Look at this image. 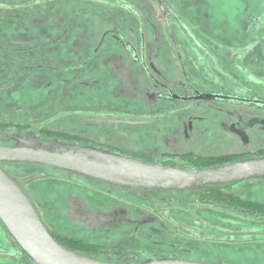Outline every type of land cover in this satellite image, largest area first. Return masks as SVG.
<instances>
[{
  "label": "rangeland",
  "instance_id": "374dc122",
  "mask_svg": "<svg viewBox=\"0 0 264 264\" xmlns=\"http://www.w3.org/2000/svg\"><path fill=\"white\" fill-rule=\"evenodd\" d=\"M109 1L105 5H95L93 13L81 14H74L73 8L69 12L67 3L62 15L55 16L63 22L79 21L83 17L88 29L84 26L73 36L83 41L98 36L102 28L115 27V35H120L126 43L111 39L95 46L96 51L110 55L104 56V60H95L83 69L61 71L52 68L57 61L49 56L42 57L41 51H20L16 47L15 54L0 51V121L29 125L30 129L22 134L25 137L90 146L101 151H110L105 145L118 147L129 157L157 164L169 159L160 155L163 152L191 151L207 155L264 147L261 131H249L248 142L239 140L240 136L231 132V122L242 129L248 127L246 117L251 113L242 106L235 114L225 109L227 105L210 103L206 99L183 101L156 97L166 94L167 90L156 87L140 64L131 61L126 48L128 44L139 56L138 46L143 37L148 67L155 77L178 94L215 89L221 95H235L241 100H251L255 96L264 101V0ZM23 10L18 15L23 16V21L18 22L15 16L13 20L11 17L0 19V39H9L14 46L22 43L18 33L29 32L28 41L33 43L39 40L38 35L53 30L54 24H38L43 22L41 12ZM52 17L47 15L46 20ZM61 29L58 28V32ZM46 36L41 40L49 41ZM65 41L69 42L68 39L61 42ZM9 42L4 44L12 48ZM93 47L64 44L51 53L58 60L61 52L67 53L64 58L69 53H82L85 58L93 52ZM66 60L60 64H65ZM38 64L44 67L27 69ZM217 67L227 74L217 71ZM219 77L227 87L215 86ZM181 80L190 86L183 87ZM235 82L253 92L240 89ZM238 116L243 118L239 120ZM38 131L79 135L100 145L57 139ZM0 144L6 145L4 141ZM42 146L52 148L48 144ZM145 152L149 155H143ZM261 156L264 154H252L245 159ZM173 160L179 162L177 158ZM172 165L194 168L178 163ZM2 166L35 204L50 228L68 238L107 244L110 242L107 235L138 225V221L128 218L147 212L144 205L136 203L137 195L133 192L114 189L83 175L39 164L7 163ZM224 190L264 203V179L226 184ZM198 208L194 207L196 215L191 219L201 216L204 220H189L185 228L190 234L201 237L203 244L209 243L210 238L237 240L238 243L230 245L233 254L227 258L186 251L183 256L186 260L210 264H264L258 254L264 249V220L238 216L224 207ZM208 217L210 220L205 219ZM239 230L251 232L245 235ZM216 243L209 244H225ZM95 256L102 257L98 253ZM0 264H36L15 242L13 245L6 242L1 224Z\"/></svg>",
  "mask_w": 264,
  "mask_h": 264
},
{
  "label": "water",
  "instance_id": "95a60500",
  "mask_svg": "<svg viewBox=\"0 0 264 264\" xmlns=\"http://www.w3.org/2000/svg\"><path fill=\"white\" fill-rule=\"evenodd\" d=\"M0 135L14 141L11 145H0V163L45 165L125 188L187 191L264 177V156L212 167L185 168L146 162L79 144ZM42 144L52 148L46 149ZM0 221L22 252L36 264H119L97 260L60 244L45 227L28 195L1 166ZM137 264L210 263L162 258Z\"/></svg>",
  "mask_w": 264,
  "mask_h": 264
},
{
  "label": "flooded vegetation",
  "instance_id": "af4514ba",
  "mask_svg": "<svg viewBox=\"0 0 264 264\" xmlns=\"http://www.w3.org/2000/svg\"><path fill=\"white\" fill-rule=\"evenodd\" d=\"M108 2L110 1L108 0ZM114 28L115 27L109 28L107 32L111 35L112 38H114V40L119 41V42L122 41L123 43H126V41H124L122 37L120 38L119 34H118L119 36L115 35L116 32L114 31L115 30ZM144 46H145V42H144V38L142 37L140 39V43L138 46L139 56H137V53L135 51L131 50L128 44L126 45V48L130 52L131 61H133V63H136V65L137 63L140 64V68H142L144 72L147 73L148 77L155 83L156 87L165 88L167 90L166 94L164 95L157 94L156 97H159L162 100H168L172 98V99H180L183 101H194V100L196 101V100L206 99L210 103L214 102L216 104L223 105V106L227 105L225 109H227L229 113L233 112L235 114H238L239 106H242L244 109L249 110L251 113L250 116L246 117L247 122H248V127L246 129H242L239 126L236 127V125L233 122H231L229 124L231 132L234 133L235 135H239L240 136L239 140H243V141L245 140V142H248L250 140L248 136L249 131L250 132L254 131V133H259V131H261L262 133H264V101H261L262 98L259 99L255 96H252L251 100H246V99L241 100V99H238L237 97H234L235 95H230V96L221 95L215 89H211V90L209 89L202 93L192 91L190 95L178 94L171 87H169L168 85L163 83L161 80H159L157 77H155L154 73H152L153 71L148 67L145 61V57H144L145 47ZM92 58L88 59V61L85 62V65H88V64L90 65L91 63H93L95 60L94 58L93 59ZM177 58L180 61H182L181 57L179 56V53H177ZM181 67H184V65L182 66L181 64ZM217 71L222 72L223 74H227L226 71L220 69L219 67H217ZM105 79H108V77L104 78V80ZM186 80L188 82V79ZM222 81L224 80H221L219 77L217 82H215V86H217L218 88L227 87V85L224 84ZM181 82L183 84V87L188 86V85L190 86V84L188 85L184 84L182 80ZM236 84L240 89H243L248 92H253V89H250L247 86L239 84L238 82ZM197 96H199V98H195ZM222 102L223 104H221ZM240 103H244V105H241ZM220 108H223V107H220ZM253 114L254 115L256 114V117H254ZM242 118L243 117L240 118V116L237 117V119L239 120ZM76 137H79L77 139V142L79 143L84 142L87 144L100 145V143H97L96 141L94 142L93 140H89L86 137H81L79 135H77ZM101 145H104V144H101ZM105 146H107L112 152L128 156V154L124 150L118 147H113V146H108V145H105ZM260 153L264 154V147H257L253 149L252 151L249 149L248 150L241 149L240 151H235L232 153H225V154L201 155L195 152L185 151L182 153L163 152L160 155L170 159V160L169 159L161 160V162H163V164L165 165H172V164L178 163L181 166H185V165L195 166L194 161H190V158L212 157V156H231L234 159H241V158H248L252 154H260ZM145 154L149 155V153L147 152H145L143 155ZM173 158H177L179 162L174 161V160L172 161ZM259 179H264V177L259 178ZM99 182L112 186L114 189H120L122 191L123 190L130 191L137 195V199H135L136 203L139 205H144L145 208L144 207L143 208L147 212L143 214H135L133 215L134 216L133 218H128V219L138 221V225L132 228H129V229L124 228L122 230H119L114 235H107L109 237L108 241L110 242H107V244H99L96 242H89V241L84 242V241H81L73 237L68 238L67 235L55 232L53 231V229L50 228L49 223L47 221L45 222L43 218L40 215L39 216L41 220L43 221L47 230L60 244L67 245L65 242V240L67 239L79 241L83 246H86L91 251H93L95 255L96 253L101 254L102 255L101 258H97V256L93 254V258L97 260H101V261L119 263V264H137V263H141L143 261L149 260V259H162V258L185 259L183 256H184V252L186 251L189 253H193L195 255L208 256L211 258H218V259L227 258L229 255H232L233 253L231 251L230 245H233V243H238L237 240H231V239L221 240L218 238H210L208 239L209 243L222 242L225 244L221 245V244L216 243L218 246L209 244V243L203 244L201 242L203 241L201 237L198 236L199 238H197L196 235L190 234V231L185 228V225H187L189 220H193L197 222L204 220L203 218H201V216H196L197 219L196 218L191 219L193 215H196L195 213L196 211L194 207L195 208L224 207L227 210L234 212L238 216L240 215V216L251 217L257 220H264V215H256V214H251L248 212H240L233 207L205 205L200 200L201 199L200 192L202 191L199 190L198 188L195 190H187L181 193H175L174 191H167V190L155 191V190L125 188V187H119L116 185L108 184L102 181H99ZM223 191L225 193H229L224 190V187H223ZM232 195L237 196L243 200H248L254 203L264 205V203H261L258 201L244 199L235 194H232ZM33 205L37 211V208L34 203ZM205 219L210 220L209 217ZM0 224L3 228L4 239L6 240L7 243H10L11 245H13L14 241L9 236V233L7 232V230L5 229L1 221H0ZM233 231H236V230H232L231 232ZM240 231L241 230H239V232ZM241 232L245 233L246 235V234H249V232L251 231L244 230ZM132 238H135L136 240H132ZM258 254H260V258L262 259L260 260L264 262V249Z\"/></svg>",
  "mask_w": 264,
  "mask_h": 264
},
{
  "label": "trees",
  "instance_id": "16d2710c",
  "mask_svg": "<svg viewBox=\"0 0 264 264\" xmlns=\"http://www.w3.org/2000/svg\"><path fill=\"white\" fill-rule=\"evenodd\" d=\"M43 1L44 0H0V11L1 10L6 11V13L1 12L0 19L2 20L6 17L7 18L11 17L10 20H13L15 16L18 22L23 21V16H18L19 13L23 9H29L30 11L34 10V11L40 12L41 10L40 8H41ZM13 12H15L16 15L13 14ZM10 20L8 21L10 22ZM4 42H6L5 39H0V51L1 52L9 53V52L15 51L13 50V48H10L11 46H7L6 44H4ZM38 43H39L38 40H36L33 43L27 44V46L29 47V51H32V52L38 51V48H37ZM29 129H30V126L27 124H22V123L12 122V121H0V133L11 134V135H22ZM38 133L46 134L48 136H53L57 139L61 137V138H64L67 140L70 139L73 141L74 140L77 141V139L79 138L76 136H69L64 133L62 134V133L46 132V131H38ZM3 141L5 142L6 145L14 144L13 140L7 139L0 135V142H3ZM237 160H240V159H234L231 156H212V157L190 158V161H194L195 163L194 167H197V168L223 165V164H227V163L237 161ZM3 164H7V163H0V166L2 168H4L2 166ZM224 185L201 186L200 188H198L199 190L202 191L200 192V197H201L200 200L205 205H208V206H228V207H233L240 212H248V213L256 214V215H264V205L254 203L248 200H243L232 194L225 193L223 191ZM65 242L67 245H63V246L69 248L70 250L93 257V254H94L93 251H91L86 246H83L79 241L67 239L65 240Z\"/></svg>",
  "mask_w": 264,
  "mask_h": 264
},
{
  "label": "crops",
  "instance_id": "0c3cea01",
  "mask_svg": "<svg viewBox=\"0 0 264 264\" xmlns=\"http://www.w3.org/2000/svg\"><path fill=\"white\" fill-rule=\"evenodd\" d=\"M67 3L69 5V12H71L73 10L74 14H77V13L81 14V13H87V12L93 13V11L95 9L94 8L95 5H100V6L105 5L106 3H108V0H44L42 2L40 12H41V14L44 15V17H43V22L40 23V21H39L38 24H54V25L51 26L53 29L52 31L47 32L46 34L44 32V33H42L43 35L40 34L41 36H39V35L37 36L39 39L38 40V42H39L38 43V46H39L38 53L43 52V53H41V56L44 58L49 56V57H52L53 59H55L57 61V64H54V66H51V67L55 68L56 70H61V71L72 70V69H74V70L75 69H83L86 66L85 62H87L88 59L92 58L93 55H94V57H93L94 60H104V56H110V55L96 51L95 46H99L101 43L103 44V42L105 43L106 40L109 41L112 39L113 41H116V40H114V38L109 36V33L106 30L107 28L106 29H103V28L100 29L99 35L94 37L91 40L87 39L86 41H83V40H80L78 38L73 37L75 33H77L78 31H81L85 27L88 29V26H86L88 24V22H86L83 17H81L82 19H79V21H76L77 19H73V20L67 21V22H63L60 18L59 19L55 18V16H61L62 15L61 11L66 10L67 6H64V5H67ZM47 15H52L53 17L46 20ZM82 20H84V21H82ZM57 24H67V25L61 26V25H57ZM67 26H69V28L66 29ZM58 28H62L61 31L59 30V32H58V30H57ZM90 28H93V27L91 26ZM90 32H92V31H90ZM29 34H30L29 32H27L26 34L25 33H18L19 36H22L20 39V41L22 43L19 46H14L15 44L10 43L9 39H6V38L5 39H6V41L9 42L8 44L12 45L13 50H16V48H17V49H20V51H29V47L25 46L27 44H30V42L28 41V38L30 39ZM47 34H48V36H53V37L48 38V36H46ZM58 34L60 36H58ZM33 36H34V34H33ZM42 36H46L49 41H47L45 39L41 40ZM64 36H66V37H64ZM63 39L64 40L68 39L69 42L66 43V41H65V43H62L61 41ZM64 44H67V45L68 44H71V45H73V44H86V45H92L94 47L92 48L93 52L91 51L90 53H88L85 58L82 55V53H69L70 55H67V57L64 58V56H66L67 53L61 52V54H60L61 57H59L60 60H58V57L55 54H52L51 50L54 49V51H55V47H58V45H64ZM20 46H22V47H20ZM39 51H41V52H39ZM68 56H70V57H68ZM16 59H18V58H16ZM66 59L71 63H68V61ZM8 60H10V59H8ZM11 60H12V58H11ZM62 60H66L65 61L66 63L63 65L60 64ZM70 64H72V65H70ZM59 65H61V66H59ZM42 67H44V64L32 65L30 67H27V69H34V68L42 69Z\"/></svg>",
  "mask_w": 264,
  "mask_h": 264
}]
</instances>
